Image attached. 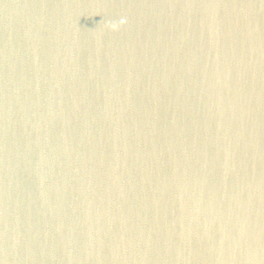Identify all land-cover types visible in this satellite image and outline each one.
Listing matches in <instances>:
<instances>
[{
	"label": "water",
	"instance_id": "95a60500",
	"mask_svg": "<svg viewBox=\"0 0 264 264\" xmlns=\"http://www.w3.org/2000/svg\"><path fill=\"white\" fill-rule=\"evenodd\" d=\"M0 264H264V0H0Z\"/></svg>",
	"mask_w": 264,
	"mask_h": 264
}]
</instances>
